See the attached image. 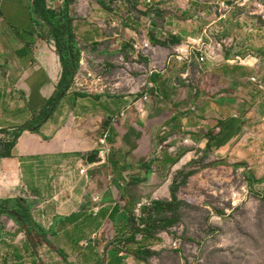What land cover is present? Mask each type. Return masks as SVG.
<instances>
[{
  "label": "crops",
  "instance_id": "1",
  "mask_svg": "<svg viewBox=\"0 0 264 264\" xmlns=\"http://www.w3.org/2000/svg\"><path fill=\"white\" fill-rule=\"evenodd\" d=\"M31 1L0 0V19H4L11 28L6 36L2 35L3 39L16 46L11 49L16 51L18 60L32 65L23 82L24 89L20 90L24 103L17 110L14 105L8 107L12 119L6 120L5 124L0 123V130L9 132L27 123L35 111L45 106L53 97L62 75L56 44L50 38L49 30L38 31L32 24ZM60 1L63 2L60 10L49 7L48 0L46 4L49 9L60 13L65 4L64 0ZM70 7L71 4L69 17L78 43ZM147 15L154 17L153 13ZM223 18L224 15L218 20ZM167 22L173 20L168 19ZM153 28L154 25L150 26L152 34ZM88 34L94 35L91 31ZM219 34L227 39L238 38L237 33L229 35L224 30ZM164 35L166 37H162ZM252 37L253 33L247 34V40ZM154 38L161 41L157 44L166 57L161 70L151 62L145 74L134 77V86L126 78L119 81L118 87L87 94L74 89L73 83L39 134L23 133L12 150V157L0 160L3 169L0 173V200H27L31 205L32 219L47 234L48 241L47 244L39 239L34 246V241L17 227L8 237L12 238L10 244L19 242V246L12 247L11 253L7 252L1 259V264H26L27 261L29 264H145L146 261L131 254V244L140 248L138 253L144 250L136 238L138 235L129 237L128 230L134 224L131 199L120 206L112 203L116 198L115 192L120 193L124 200L127 196L120 177L112 180V190L105 185L107 181L102 176L107 167L117 174L124 168H133L135 179L123 175L124 181L128 187L136 186L143 196L141 198L152 196L155 203L158 201L157 193L167 203H173L172 186L175 183H171L172 176L174 178L177 172L187 171L200 158L228 160L226 164L212 161L206 168L222 165L232 170L240 163L249 171L252 181L264 183V47L259 50L250 44L241 50L237 46L230 49L220 47L213 57L198 46L183 48L193 55L182 63L171 54L175 52L173 50L180 47L185 39L206 41L209 38L206 28L198 38L171 29L168 33L148 35L146 42L153 44ZM33 48L39 49H34L32 54ZM6 51L10 53L7 48ZM99 53L109 56L110 63V55L116 54L115 51H96L93 46L89 55L95 58ZM201 57H204L203 61H200ZM234 58L241 62L233 61ZM182 66L183 70L180 69ZM192 68L198 71L196 77L191 76L197 83L195 88L191 80L183 81L181 78V75L188 77ZM143 88L147 92L150 88L152 94L159 95V98L144 103L145 116L139 118L131 113L117 119L131 105L142 103L141 100L135 103V94ZM12 95L16 96L15 93ZM68 101L76 106L69 120L65 111ZM84 101L85 110L81 104ZM16 116H24V119L15 122ZM79 120L83 123L80 124ZM106 122H109L107 128ZM100 128L102 135L108 136V154L103 162L97 158ZM89 157L96 158V163L88 165ZM81 171H86V174L80 175ZM192 172L194 174L187 178L188 182L199 175V172ZM166 181L167 185L170 184V198L166 191H158ZM19 182L26 194L21 192ZM243 187L247 190V185ZM176 204L174 209L178 210ZM145 210L147 207L142 208V213L147 216ZM111 226L120 233L118 241H109L105 235ZM23 236L25 238L21 239ZM144 237L143 240L152 239V236ZM35 247L41 248L43 263L34 256L38 249ZM15 250L22 253L19 251V255Z\"/></svg>",
  "mask_w": 264,
  "mask_h": 264
},
{
  "label": "rangeland",
  "instance_id": "2",
  "mask_svg": "<svg viewBox=\"0 0 264 264\" xmlns=\"http://www.w3.org/2000/svg\"><path fill=\"white\" fill-rule=\"evenodd\" d=\"M236 1L238 0H158V2L152 0L149 4L147 0H108L102 7L94 0H71L70 16L74 19V28L82 50L80 71L74 80V89L83 94L98 90L104 91L105 88L118 87L119 81L126 80V78L134 86V77L145 74L151 62L152 66L161 70L166 60L157 44L161 41L154 38L153 44L146 42L148 35L155 36L156 32L168 33L172 29L184 31L192 38H198L200 32L204 28L207 29L209 38L206 41L185 39L180 47L173 50L175 52L171 54L176 55V59L182 63L188 61L193 55L190 52L186 60H179L178 55L183 48H197L198 46L211 57L215 56L220 47L230 49L237 46L241 50L246 44H250L256 50L262 49L264 47V25H262L264 0H251L248 6H238L235 4ZM48 5L55 10H60L63 2L48 0ZM148 13H153L154 17H148ZM0 14L2 15L1 12ZM223 15V20H218ZM168 19L173 22L168 23ZM8 25L4 19H0V123L4 124L6 120L11 121L12 119L7 108L14 105L17 110L24 103L20 90L24 89L23 82L32 68L28 62L18 60L15 55L16 51L11 49L16 46L10 45L9 40L3 39V36L11 29ZM152 25H154L153 34L150 33ZM222 30L229 35L237 33L238 38L222 37L219 34ZM90 31L94 33L93 37L88 34ZM251 33L254 37L247 40V34ZM52 45L54 47L53 43ZM93 46L96 51H115L116 54L110 55L112 62L110 63L109 56L101 53L92 58L89 52ZM34 49L36 48L32 49V54H34ZM238 59L234 58L233 61ZM180 69L183 70V66ZM197 74L198 71L192 68L188 77L181 75V78L183 81L191 80L195 88L197 83L191 76L196 77ZM256 80L259 81V79ZM135 95H137L135 103L138 100L142 103L138 106L131 105L129 110L121 112L117 119H122L131 113L142 118L146 113L144 103L146 104L155 97L159 98L158 93L150 92V88L148 92L143 88ZM144 97L147 100H144ZM81 104H84L83 110H85L87 108L85 101ZM74 108L76 109V106L70 101L66 102L65 111H67L68 120ZM21 119H24V116H16L14 121L20 122ZM79 123H83L82 120H79ZM102 133L103 130L100 128L97 133L98 138L101 137L100 140L106 135ZM0 140L4 141L6 137L0 136ZM107 143L108 138L106 145ZM225 160L219 157L216 160L211 157L200 158L192 163L187 171L174 174L171 183H175L172 187H177L178 213L175 218L178 222L166 230H162L161 226H156L150 235L138 232L145 230L144 224L149 220L148 215L145 216L142 213V208L147 207L152 210L156 201H153L152 196L148 198L144 195L147 199L141 198L143 196L136 186L128 187L124 177L135 179L136 173L133 168L131 170L124 168L121 173L117 174L111 167H107L103 176L101 174L107 181L105 185L112 190V180L120 177L121 184L125 186V196H127L124 200L120 193L115 192L116 198L112 203L120 206L131 199L134 207V224L128 230L131 234L129 237L138 235L136 238L139 243H142L144 250L139 254L140 248L131 244V254L146 261L145 264H264V196H261L264 183L259 184L257 180L252 181L249 178V171L240 163L232 170L222 165L206 168L212 164V161L226 164L228 160ZM2 171L0 167V173ZM192 171L199 172V175L187 181V185L183 186L184 179ZM245 185H247V190L243 187ZM168 186L170 184L167 185L166 181L160 185L158 191L160 193L166 191V196L170 198L171 193L168 191ZM19 188L22 193L26 194L21 182H19ZM243 190L248 192L246 196L243 195ZM157 195H155L158 200L156 204L167 203L166 199ZM234 195L236 198L232 197ZM172 217V214L168 215V218ZM111 228L112 226L106 232V237L109 241H118L120 233ZM16 229L17 225L13 221L5 217L0 219V236L2 237L0 260L7 252L11 253L12 247L19 246V242L10 244L12 238L8 237V234H12ZM144 236H152V239L143 240ZM24 238L25 236L21 239ZM16 251L19 255L20 252L22 253L21 250L20 252L15 250V253ZM34 254L36 259L43 263L41 261L43 253L40 247ZM1 262L2 260L0 264ZM26 264H29V261Z\"/></svg>",
  "mask_w": 264,
  "mask_h": 264
},
{
  "label": "trees",
  "instance_id": "3",
  "mask_svg": "<svg viewBox=\"0 0 264 264\" xmlns=\"http://www.w3.org/2000/svg\"><path fill=\"white\" fill-rule=\"evenodd\" d=\"M95 1L102 6L105 5L106 0ZM64 3V10L60 13L49 9L46 0H32L30 3V18L34 28L38 31L47 28L50 38L56 44L62 67V75L53 97L45 106L35 111L27 123L12 132L0 130V136L6 137V140H0V160L10 159L12 157V150L15 148L18 139L23 133L39 134L42 127L50 120L71 89L74 79L79 72L81 49L78 47V43L73 34L72 19L69 17L71 0H64ZM39 37H42V35L40 34ZM193 174L192 172L186 176L183 181V186L186 185L187 178ZM176 188L173 187L172 194L174 202L177 203ZM174 202L164 204L155 203L152 210L147 208L145 212L149 220L144 224L146 226L145 230L138 232L150 235L156 229V226H161L162 230L175 226L178 222L175 218L178 210L174 209ZM169 214H172L173 217L168 218ZM2 217L13 221L21 233H24L32 242L34 241V246L39 239L48 244L47 234L31 217V205L27 200L20 198L0 200V219ZM159 223L160 225H158Z\"/></svg>",
  "mask_w": 264,
  "mask_h": 264
},
{
  "label": "built area",
  "instance_id": "4",
  "mask_svg": "<svg viewBox=\"0 0 264 264\" xmlns=\"http://www.w3.org/2000/svg\"><path fill=\"white\" fill-rule=\"evenodd\" d=\"M147 3H152V0H147ZM235 4H237L238 6H248L251 4V0H238L235 2ZM263 19H264V16H263ZM189 53L185 50H183L179 55H178V59L179 60H186L187 57H188ZM203 58L204 57H201L200 58V61H203ZM253 81H255L253 79ZM144 100H147L146 97H144ZM124 115L122 114V117ZM108 136L105 135L103 136V138L99 141V144H98V155H97V158L98 160H100L101 162H103V160L106 158L107 154H108V149H107V145H106V140H107ZM86 174V171H81L80 172V175H84ZM243 195L246 196V194H248L247 191L243 190ZM261 196H264V191L263 193H261ZM233 198H236V196H232ZM9 264V263H7Z\"/></svg>",
  "mask_w": 264,
  "mask_h": 264
},
{
  "label": "water",
  "instance_id": "5",
  "mask_svg": "<svg viewBox=\"0 0 264 264\" xmlns=\"http://www.w3.org/2000/svg\"><path fill=\"white\" fill-rule=\"evenodd\" d=\"M108 124H109V122H106L105 128L108 127ZM95 163H96V158H94V157L87 158V164L88 165H92V164H95Z\"/></svg>",
  "mask_w": 264,
  "mask_h": 264
}]
</instances>
